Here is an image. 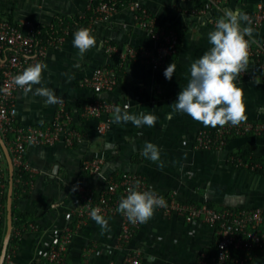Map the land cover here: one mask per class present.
Returning a JSON list of instances; mask_svg holds the SVG:
<instances>
[{
    "label": "crops",
    "instance_id": "obj_1",
    "mask_svg": "<svg viewBox=\"0 0 264 264\" xmlns=\"http://www.w3.org/2000/svg\"><path fill=\"white\" fill-rule=\"evenodd\" d=\"M140 1L162 26L176 31L178 51L158 70L141 61L128 63L121 69L118 85L102 97L130 114L156 115L155 126L114 123L113 112L110 128L99 134L97 121L83 115L84 106L96 95L82 86L83 79L96 68L114 62L106 51L107 43L121 48L155 46L149 33L136 22L134 11L121 7L107 19L98 20L93 30L97 47L83 58L78 57V49L73 46L72 32L57 47L48 48L44 58L48 68L43 73L42 84L33 86V92L27 95L23 90L16 94V123L25 128L52 123L58 103L46 105L44 97L34 95L36 87L44 86L66 102L80 138L74 146L57 143L30 145L26 149L24 159L29 169L24 173L29 177L21 181L24 187L13 202V217L19 218V224L13 229L16 240L11 250L8 249L7 264H44L50 249L67 228L71 229L69 264H123L127 249L118 241L121 218L105 217L108 229H102L93 219L81 222L77 215L80 188L90 189L98 196L106 178L123 172L139 173L160 195L173 196L182 202L207 203L217 210L261 208L264 211V174L234 162L243 158L239 156L241 153L248 152L254 162L264 164V136L233 137L222 150L199 149L198 132L218 126L205 127L187 114L175 112L172 106L189 82L191 64L210 48L207 34L214 29L215 21L228 9L255 11L259 4L264 5V0H224L218 6L209 0H198L206 4L200 13L191 10L197 0ZM90 5L91 0H0V19H8L27 32L26 21L49 27L63 22V18L86 16L91 11ZM244 26L251 27L248 23ZM253 30L255 43L263 42L264 24ZM6 54L0 49V62ZM77 63L79 68L74 67ZM170 63L175 65L171 80L164 76ZM260 73L258 63L249 62L236 81L245 94L246 121L264 119V80ZM126 103L128 109L123 108ZM146 141L159 147V161L153 162L142 155ZM2 153L4 169L9 173ZM96 156H103L104 163L99 174L89 175L83 164ZM244 160L252 162V159ZM5 209L0 212V254L7 228ZM217 242L215 227L201 221L188 222L177 215L165 216L156 210L152 219L140 224L129 247L142 250V264H197L202 253L215 252ZM246 264H264V249Z\"/></svg>",
    "mask_w": 264,
    "mask_h": 264
},
{
    "label": "built area",
    "instance_id": "obj_2",
    "mask_svg": "<svg viewBox=\"0 0 264 264\" xmlns=\"http://www.w3.org/2000/svg\"><path fill=\"white\" fill-rule=\"evenodd\" d=\"M95 1L91 0L90 9L93 10V15L86 24L69 25L60 22L49 26L45 37H40V28L31 21H26L28 30L24 32L19 25L10 20L0 19V49L7 52L5 59L0 63V133L10 150L14 166L19 169L21 175L29 169L24 159L28 146L57 143L74 146L80 138V132L74 127L72 115L63 99L58 102V111L52 123L46 127L25 128L16 123L15 98L17 92L22 89L14 84L13 77L30 64L44 62L48 48L57 47L65 36L70 35L71 32L75 33L81 27L94 30L98 20L107 19L121 7L134 11L138 25L145 29L155 41V46L152 48L134 46L121 48L112 42L107 43L106 51L114 62L96 68L91 76L83 79L82 86L92 89L96 94L95 98L84 106L83 115L97 121L99 134H105L108 131L112 122L111 115L118 107L115 102L102 97V94L111 92L118 85L121 69L130 62L141 61L147 63L152 69L158 70L164 67L178 51L180 42L176 31L168 29L167 25L162 26L140 0L127 2L100 0L93 8ZM199 1L192 7V13L204 11L205 6H201ZM223 1L209 0L215 6ZM246 14L249 17L247 23L253 27L260 28L264 24L263 4H259L255 11ZM249 51V62L258 63L261 70L260 76L264 80V41L253 43ZM123 108L128 109L129 104H124ZM248 134L264 136V119L245 121L239 126L229 123L223 127L218 126L216 129H203L197 134L196 145L204 150H222L230 138ZM2 151L0 146V174L4 173ZM234 162L264 174L262 163L246 162L243 158H236ZM103 163L104 157L96 156L84 162L83 170L89 175H97ZM137 184L142 190L150 187L147 180L139 173L123 172L106 178L105 187L98 196L87 188L79 190L80 203L77 211L79 221L92 219L91 211L94 208H99L104 217L119 216L121 218L118 241L121 247L127 249L123 264H142V250L129 247L141 223L132 224L117 211L121 198L127 195V189ZM4 194L5 185L0 183V212L5 207ZM163 197L166 201L165 206L156 209L163 215H177L188 222L201 221L217 230L218 242L215 252L202 253L197 264H246L249 259L256 257L264 249V211L261 208L217 210L207 203L196 204L182 202L173 196ZM70 238L71 229L63 230L58 237V242L50 249L44 264H69L67 252ZM9 259L10 254H7L5 264L10 262Z\"/></svg>",
    "mask_w": 264,
    "mask_h": 264
},
{
    "label": "clouds",
    "instance_id": "obj_3",
    "mask_svg": "<svg viewBox=\"0 0 264 264\" xmlns=\"http://www.w3.org/2000/svg\"><path fill=\"white\" fill-rule=\"evenodd\" d=\"M248 21L245 12L230 9L225 10L215 21L214 29L207 34L210 48L191 64L189 82L172 104L175 112L187 114L194 121L212 128L229 123L239 126L246 121L245 94L236 81L247 70L249 50L255 43L253 28L244 26ZM73 37L72 43L78 49L79 58L97 47V38L91 28L81 27L73 33ZM74 67L79 68L80 65L77 63ZM47 68L44 62L30 64L13 77V82L27 95L33 92V86L42 84L43 73ZM174 72L175 65L170 63L164 71L165 78L171 80ZM34 95L44 97L46 105L56 104L61 99L54 90L44 86L36 87ZM157 120L154 114H130L119 107L115 108L113 114L114 123L131 122L136 127H154ZM142 155L156 162L160 160V149L146 141ZM159 167L162 168L163 163ZM165 204V198L155 189L149 187L142 190L137 184L127 189V195L121 198L117 211L132 224L147 223L153 218L156 209ZM91 218L102 229H108V220L99 208L92 209Z\"/></svg>",
    "mask_w": 264,
    "mask_h": 264
},
{
    "label": "trees",
    "instance_id": "obj_4",
    "mask_svg": "<svg viewBox=\"0 0 264 264\" xmlns=\"http://www.w3.org/2000/svg\"><path fill=\"white\" fill-rule=\"evenodd\" d=\"M99 1L100 0H96L94 2L93 8L96 7V5L98 4ZM127 1H129V0H124V2H127ZM201 6H206V4L202 3ZM92 15H93V10L88 12L85 17H78L77 16V17H73V18H63L62 21L64 23H69V24H72V25H83V24H86L89 21V18ZM251 27H253V26L251 25ZM39 28L41 30L40 37H45L47 35L49 27L48 26H39ZM253 28L254 29H258V28H255V27H253ZM0 61H1V57H0ZM120 74H121V71L119 73V79H120V76H121ZM239 156L243 157L246 160L247 159L248 160L252 159V161L254 160L253 157L248 152L241 153ZM20 176H21V172L19 171V169L16 168L15 169V173H14V192H13V202L14 203L16 201L17 193L19 192L20 189H22L24 187V186H22L21 181L26 180L29 177L25 173L24 174L22 173L21 179L19 180ZM0 183H3L5 185V194H4V197H3V203L6 206V204H7V191H8V187H9V173H8V170L6 168L4 169V173L0 174ZM5 208L6 207H4V210H6ZM14 214H15V212H14ZM14 217H15V215H14ZM18 224H19V218L17 219V217H16V219H14V228H16L18 226ZM15 240L16 239H15L14 233H13V235L11 237V240H10L9 248H8L9 250H11V247L15 243ZM235 254H237V253H235Z\"/></svg>",
    "mask_w": 264,
    "mask_h": 264
},
{
    "label": "water",
    "instance_id": "obj_5",
    "mask_svg": "<svg viewBox=\"0 0 264 264\" xmlns=\"http://www.w3.org/2000/svg\"><path fill=\"white\" fill-rule=\"evenodd\" d=\"M0 146L4 152L6 157L8 167H9V187L7 191V228L6 233L3 240V246L0 254V264H5L6 256L8 253V248L10 244V240L13 234L14 229V217H13V192H14V173H15V166L12 160V156L10 150L4 141L1 133H0Z\"/></svg>",
    "mask_w": 264,
    "mask_h": 264
},
{
    "label": "rangeland",
    "instance_id": "obj_6",
    "mask_svg": "<svg viewBox=\"0 0 264 264\" xmlns=\"http://www.w3.org/2000/svg\"><path fill=\"white\" fill-rule=\"evenodd\" d=\"M248 135H253V134H248ZM245 136H247V135H245Z\"/></svg>",
    "mask_w": 264,
    "mask_h": 264
}]
</instances>
